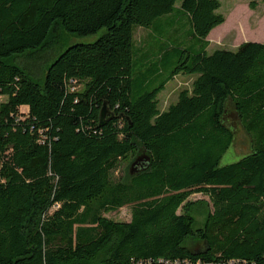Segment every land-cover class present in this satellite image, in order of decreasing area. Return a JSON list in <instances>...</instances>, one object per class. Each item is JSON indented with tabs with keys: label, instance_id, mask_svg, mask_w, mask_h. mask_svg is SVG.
<instances>
[{
	"label": "trees",
	"instance_id": "trees-1",
	"mask_svg": "<svg viewBox=\"0 0 264 264\" xmlns=\"http://www.w3.org/2000/svg\"><path fill=\"white\" fill-rule=\"evenodd\" d=\"M176 2L0 0V264H264V43L208 53L220 2ZM166 26L184 40L168 45ZM59 28L106 33L38 78L30 55L54 53ZM155 36L137 80L134 56ZM14 55L22 67L4 61ZM181 74L196 77L161 110L158 94ZM103 104L113 118L99 128ZM230 114L248 152L221 165L236 139ZM142 152L147 167L130 175ZM122 207L129 222L104 216Z\"/></svg>",
	"mask_w": 264,
	"mask_h": 264
},
{
	"label": "rangeland",
	"instance_id": "rangeland-1",
	"mask_svg": "<svg viewBox=\"0 0 264 264\" xmlns=\"http://www.w3.org/2000/svg\"><path fill=\"white\" fill-rule=\"evenodd\" d=\"M220 2V8L217 10V13H220L224 16L225 22L214 28L210 32L208 53L213 52L217 49H226V50H235L243 42H258L264 43V0H255L256 3L254 8L250 7V4L254 0H218ZM181 0H177L175 6L179 7ZM170 16V15H169ZM169 16H162L159 20L160 23L165 22ZM172 16V15H171ZM182 26V25H181ZM165 31L166 42L168 45H175L184 40L185 30L180 28L178 33L174 35L170 33L169 28L166 26L162 27ZM106 33L105 28L100 29L95 34L88 36H79L76 34H70L64 31L62 28L57 30V35L60 39L55 40L56 42L50 46L51 49H54L50 55H46L43 52H31L32 60L30 63L31 69L39 78L43 73V70L50 64V62L62 53L67 47L75 44H89L96 41L99 37ZM146 30L141 27H137L134 30V41L136 45H139L142 40L146 39ZM56 39V38H55ZM160 47V40L155 36L151 37L148 41L146 47V53L140 52L134 56L133 59V72L137 80L141 79V76L146 73L149 65H151L155 59L151 58L155 55ZM28 53V52H26ZM150 55V60L146 61V55ZM41 55L39 59L36 60V56ZM51 57V58H50ZM23 56L14 55L10 58H7L4 61L8 63H13L22 67L23 61L21 60ZM48 58L49 61H48ZM33 63V64H32ZM167 72L155 78L151 83L147 85L145 90H151L160 84V82L166 78ZM196 75H179L176 79H171L166 83L165 88L158 94L159 107L160 109H166L170 104H173L177 100V94L180 90L189 88L192 82V79ZM24 111L25 109L22 108ZM229 123L235 125L236 139L233 145V148H230L227 153L222 157L220 162L221 165L229 164L239 160L242 155L248 152L249 141L247 136L243 133L241 129L238 128L236 124V119L233 114L229 115ZM126 163H120L119 168L113 173L115 178H119L122 175L124 176V170L126 169ZM188 200L190 202H196L199 200H207V197L202 194H193ZM106 218L115 221V222H129L130 221V208L122 207L115 212H110L104 215ZM196 225L201 226L203 222L202 215H196ZM198 246V245H196ZM199 247V246H198ZM196 247V248H198Z\"/></svg>",
	"mask_w": 264,
	"mask_h": 264
},
{
	"label": "water",
	"instance_id": "water-1",
	"mask_svg": "<svg viewBox=\"0 0 264 264\" xmlns=\"http://www.w3.org/2000/svg\"><path fill=\"white\" fill-rule=\"evenodd\" d=\"M113 118V113L109 111L107 106L103 104L99 111V123L98 127H103L109 120ZM149 163V157L145 153H140L129 165V174L133 175L137 172L145 169Z\"/></svg>",
	"mask_w": 264,
	"mask_h": 264
},
{
	"label": "crops",
	"instance_id": "crops-1",
	"mask_svg": "<svg viewBox=\"0 0 264 264\" xmlns=\"http://www.w3.org/2000/svg\"><path fill=\"white\" fill-rule=\"evenodd\" d=\"M209 36H210V34L208 35V37L207 38H209ZM176 79V78H175ZM161 110H164V109H161Z\"/></svg>",
	"mask_w": 264,
	"mask_h": 264
}]
</instances>
